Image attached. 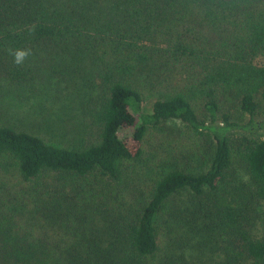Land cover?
I'll return each instance as SVG.
<instances>
[{
  "label": "trees",
  "instance_id": "obj_1",
  "mask_svg": "<svg viewBox=\"0 0 264 264\" xmlns=\"http://www.w3.org/2000/svg\"><path fill=\"white\" fill-rule=\"evenodd\" d=\"M57 68L96 139L0 122V264H264V0H0V84Z\"/></svg>",
  "mask_w": 264,
  "mask_h": 264
},
{
  "label": "rangeland",
  "instance_id": "obj_2",
  "mask_svg": "<svg viewBox=\"0 0 264 264\" xmlns=\"http://www.w3.org/2000/svg\"><path fill=\"white\" fill-rule=\"evenodd\" d=\"M43 65L40 64V68ZM55 71L49 78L36 76V79L30 82H1L0 122L6 121L15 127L37 132L46 140L63 145L94 141L96 135L90 134V131L94 133L96 127H87L88 116L76 96L75 88L79 87V84L76 85L72 78H68L65 69L57 68ZM43 82H51V86L42 89L39 85ZM220 107L221 111H226L233 119L244 121L248 118L235 102L223 103ZM254 119L264 124L262 103ZM165 126L174 138L179 136L183 129L179 121H167ZM87 128L91 130L87 131ZM130 132L131 130H123L121 134ZM254 135L264 137V125L257 129ZM80 140L82 141L79 142Z\"/></svg>",
  "mask_w": 264,
  "mask_h": 264
},
{
  "label": "clouds",
  "instance_id": "obj_3",
  "mask_svg": "<svg viewBox=\"0 0 264 264\" xmlns=\"http://www.w3.org/2000/svg\"><path fill=\"white\" fill-rule=\"evenodd\" d=\"M24 55L25 54L23 52H18L16 55L17 62H20V60H22Z\"/></svg>",
  "mask_w": 264,
  "mask_h": 264
}]
</instances>
